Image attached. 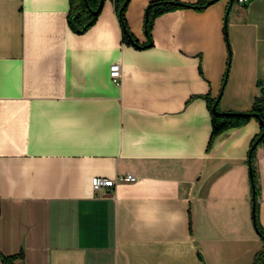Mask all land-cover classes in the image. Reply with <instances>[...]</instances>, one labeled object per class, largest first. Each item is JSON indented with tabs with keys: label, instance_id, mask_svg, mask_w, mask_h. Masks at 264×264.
I'll use <instances>...</instances> for the list:
<instances>
[{
	"label": "crops",
	"instance_id": "obj_1",
	"mask_svg": "<svg viewBox=\"0 0 264 264\" xmlns=\"http://www.w3.org/2000/svg\"><path fill=\"white\" fill-rule=\"evenodd\" d=\"M152 1L127 7L142 44ZM177 1L208 5L159 16L153 46L139 49L114 0L82 34L70 0H0V250L15 264H254L263 250L249 164L262 126L210 147L209 99L252 110L264 0ZM254 165L264 228V143ZM127 174L137 182L93 186Z\"/></svg>",
	"mask_w": 264,
	"mask_h": 264
},
{
	"label": "trees",
	"instance_id": "obj_2",
	"mask_svg": "<svg viewBox=\"0 0 264 264\" xmlns=\"http://www.w3.org/2000/svg\"><path fill=\"white\" fill-rule=\"evenodd\" d=\"M71 9L69 12V25L72 30L78 34L86 32L91 28L98 20L99 15L103 9L105 0H70ZM117 15L120 21V24L123 28V40L128 45H133L139 49H146L153 46V28L155 20L166 13L174 12L181 9L193 8L197 10H203L207 7L208 4H191L185 3L177 0H155L152 1L146 8L145 12V32L147 35L148 41L144 44L140 43L135 36L130 31L127 22V7L130 0H114ZM218 1V0H215ZM235 0H231L233 3ZM224 33L226 41L228 44L230 59L232 56V49L229 40L228 32V20L226 19ZM228 73L224 79V85L226 83ZM260 91L259 95L255 99L254 106L249 112H223L219 109L220 97L210 98L209 99V109L212 114V136L210 147H212L217 141L221 140L229 131L244 127L251 120L257 119L260 124L263 123L262 133L253 143L250 155H249V164L251 169V180H252V189H253V217L256 229L261 236L264 242V228L259 222V195H260V186L258 172L254 165V155L257 147L264 143V82L258 83ZM216 106V110L214 107ZM260 143L257 147L254 148L256 142L260 139ZM0 215H1V204H0ZM18 256H7L3 254L0 250V260L3 264H15V260ZM254 264H264V248L255 258Z\"/></svg>",
	"mask_w": 264,
	"mask_h": 264
},
{
	"label": "built area",
	"instance_id": "obj_3",
	"mask_svg": "<svg viewBox=\"0 0 264 264\" xmlns=\"http://www.w3.org/2000/svg\"><path fill=\"white\" fill-rule=\"evenodd\" d=\"M110 76L114 82H119L122 78L121 65H119V64L112 65L111 70H110ZM137 180H138V178L133 174L118 176L114 179L105 178V177H96L93 179V186H94L95 190H97L98 192H102V191H106L109 189H115L116 186L120 182L135 183V182H137Z\"/></svg>",
	"mask_w": 264,
	"mask_h": 264
},
{
	"label": "water",
	"instance_id": "obj_4",
	"mask_svg": "<svg viewBox=\"0 0 264 264\" xmlns=\"http://www.w3.org/2000/svg\"><path fill=\"white\" fill-rule=\"evenodd\" d=\"M214 2H215V0H212V1L210 2V4H212V3H214ZM229 12H230V9L228 10L227 15L229 14ZM214 110H216V106L214 107ZM261 124L263 125L262 122H261ZM261 139H262V138H260V139L256 142L254 148L258 146V144L260 143ZM251 174H252V173H251Z\"/></svg>",
	"mask_w": 264,
	"mask_h": 264
}]
</instances>
